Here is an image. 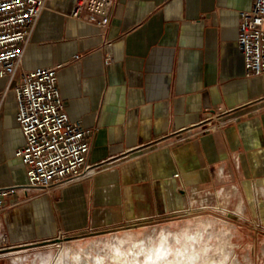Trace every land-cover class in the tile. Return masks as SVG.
<instances>
[{"label": "crops", "instance_id": "obj_1", "mask_svg": "<svg viewBox=\"0 0 264 264\" xmlns=\"http://www.w3.org/2000/svg\"><path fill=\"white\" fill-rule=\"evenodd\" d=\"M73 2L46 0L22 69L57 67L68 117L92 129L95 173L50 195L7 197L0 252L155 221L220 187L255 186L260 210L264 76H244L236 46L237 14L251 0H115L103 34L70 17ZM20 73L0 78V187L26 185L15 96L3 95ZM220 111L224 126L206 130Z\"/></svg>", "mask_w": 264, "mask_h": 264}, {"label": "built area", "instance_id": "obj_2", "mask_svg": "<svg viewBox=\"0 0 264 264\" xmlns=\"http://www.w3.org/2000/svg\"><path fill=\"white\" fill-rule=\"evenodd\" d=\"M115 0H74L70 17L95 26L109 27V9ZM46 0H0V78L9 80L21 70L19 81L3 91L16 100L15 120L22 139L15 151L23 165L26 185L0 187V212L5 199L18 192L30 198L50 195L55 189L79 182L95 173L87 164L92 129L67 115L57 86V67L22 69V57ZM236 46L243 59L244 76H264V0H251V8L237 14ZM78 56L75 55V58ZM206 130L224 126L220 121ZM193 135V134H192ZM2 243H6V236Z\"/></svg>", "mask_w": 264, "mask_h": 264}, {"label": "rangeland", "instance_id": "obj_3", "mask_svg": "<svg viewBox=\"0 0 264 264\" xmlns=\"http://www.w3.org/2000/svg\"><path fill=\"white\" fill-rule=\"evenodd\" d=\"M227 187L212 189L197 197H191L181 211L170 213L155 221L135 226L110 227L75 236L59 235L57 240L34 243L19 249H6L0 252V255L16 252L15 255L7 256L3 262L5 264H14L16 260H20L23 264H38L39 262L54 264L63 249L90 250V245L99 239H114L120 237L124 232L139 236L148 234L154 228L164 227L175 232L209 220L214 221L213 227L210 229L213 235L220 227L231 232V237L227 234L223 237L230 239L234 245L233 258L236 259L237 264H264V252L262 251L264 246V206H261L259 210L256 205V202L262 200L261 195L256 193L255 202L253 192L255 186L243 189L237 187L239 192L237 195H218L223 188ZM238 197L242 199V203ZM2 239L4 241V238Z\"/></svg>", "mask_w": 264, "mask_h": 264}, {"label": "bare ground", "instance_id": "obj_4", "mask_svg": "<svg viewBox=\"0 0 264 264\" xmlns=\"http://www.w3.org/2000/svg\"><path fill=\"white\" fill-rule=\"evenodd\" d=\"M200 223L175 232L168 227L139 236L124 232L114 239H99L90 250L63 249L54 264H237L234 245L223 237H231V232L220 227L213 235L214 221Z\"/></svg>", "mask_w": 264, "mask_h": 264}, {"label": "water", "instance_id": "obj_5", "mask_svg": "<svg viewBox=\"0 0 264 264\" xmlns=\"http://www.w3.org/2000/svg\"><path fill=\"white\" fill-rule=\"evenodd\" d=\"M57 240V239H56Z\"/></svg>", "mask_w": 264, "mask_h": 264}]
</instances>
